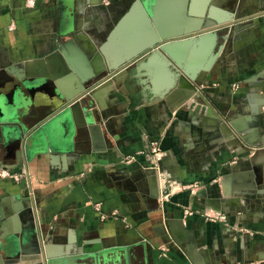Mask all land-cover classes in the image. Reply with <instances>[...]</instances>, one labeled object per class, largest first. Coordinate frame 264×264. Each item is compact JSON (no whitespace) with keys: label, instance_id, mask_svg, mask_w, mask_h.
<instances>
[{"label":"crops","instance_id":"1","mask_svg":"<svg viewBox=\"0 0 264 264\" xmlns=\"http://www.w3.org/2000/svg\"><path fill=\"white\" fill-rule=\"evenodd\" d=\"M177 1H164L169 8L161 7L157 23L170 24ZM213 2L236 20L253 18L194 82L193 94L218 116L183 105L170 68L154 77L126 68L101 89L107 118L97 126L64 108L71 84L55 54L73 40L103 56L99 45L123 14L119 4L0 0V168L23 171L18 181L0 179V219L3 201L13 206L30 196L50 254L65 252L71 237L69 248L84 241L118 250L106 264L264 261V0ZM187 19L184 28L194 27ZM104 52L114 56L106 45ZM20 62L24 76L5 70ZM223 120L236 121L245 142L221 134ZM18 264L43 262L32 255Z\"/></svg>","mask_w":264,"mask_h":264},{"label":"water","instance_id":"2","mask_svg":"<svg viewBox=\"0 0 264 264\" xmlns=\"http://www.w3.org/2000/svg\"><path fill=\"white\" fill-rule=\"evenodd\" d=\"M178 2L175 14L167 18L170 24L176 22L177 31L173 34H162L156 24L152 13L144 0H132L128 8L108 30L101 43L100 50L106 45L116 61L111 65L97 69L92 55L83 50L73 40V44L67 50L59 47L55 57L61 66L60 74L67 75L66 81L71 84L68 97L65 100L66 108L74 119L77 117L87 123L102 125L107 116H102L105 107L100 103L98 96L104 87L110 85L115 76L124 74L126 68L133 70L136 75L142 71L150 76H155L157 69L172 70L171 85L182 84L189 89V96L193 105L209 107L208 100L201 94H193L194 82L202 80L205 74L211 70L215 60L223 50L224 43L251 24L252 21L236 20L232 11L220 8L213 0H181ZM197 19L196 25L185 29L187 18ZM171 19V20H170ZM172 26V25H171ZM209 34V40L205 35ZM191 41L194 47H201L203 43L208 45V57L198 68L193 67L189 72L177 58L171 53L169 45ZM26 63H18L7 66L5 70L22 77L26 72ZM197 69V70H196ZM200 72L197 76L196 71ZM186 78H188L186 80ZM65 81V82H66ZM188 81L190 86H185ZM176 83V84H175ZM185 91V90H183ZM215 116H218L214 112ZM237 129L229 120H223L220 133L233 135L237 138ZM241 138H246L240 134ZM238 140V138H237ZM249 143V141H248ZM2 205L6 207L5 216L0 219V264H18L25 256L40 255L43 264H106V255L118 250L108 248H96L84 241L81 248H72L73 238L69 237L65 252L50 254V241L46 236L42 238L37 231L30 196H24L18 205ZM74 241V240H73ZM115 261H120L123 255H115ZM260 264H264V261Z\"/></svg>","mask_w":264,"mask_h":264},{"label":"bare ground","instance_id":"3","mask_svg":"<svg viewBox=\"0 0 264 264\" xmlns=\"http://www.w3.org/2000/svg\"><path fill=\"white\" fill-rule=\"evenodd\" d=\"M144 1L147 4V6L149 7L155 22H156V20H158L156 18H157V14H159V10L161 9V7L162 8H169L168 5L165 6L166 5V4H164L165 0H144ZM180 1L181 0H178L177 2H180ZM160 12H161V10H160ZM164 13H167V12L165 11ZM167 18H169V17H167ZM196 22H197V19L193 18L192 23L190 25L195 26ZM156 24L161 29L162 34H165V35L173 34L174 32L177 31V26L173 27V25H175L176 22H175V24L174 23L167 24L166 22L159 24L156 22ZM205 38L209 40L210 35L209 34L205 35ZM82 43L86 46V51L92 55L94 65L97 69L103 68V66L111 65L112 63H114L116 61V58L114 56H111L109 54H105V52H104L105 45L102 47V50L104 53V55L102 56L100 53L98 54L94 48L85 44V42L82 41ZM208 45H210V43L207 44L205 42L202 44L201 47H194V45L191 41H188V42L184 41L182 43H175V44L169 45V49H170L171 53L177 58V60L182 65H184L189 72L192 73L193 67L198 68L204 61L207 60V57L209 56L208 55ZM99 46H101V45H99ZM158 70H161V69H158ZM200 72H201V70L199 72L196 71V75L198 76L200 74ZM168 75H169V71H168ZM162 82H163V80H162ZM185 86H187V87L190 86L188 81H185ZM232 124L237 128L236 121L232 120Z\"/></svg>","mask_w":264,"mask_h":264},{"label":"rangeland","instance_id":"4","mask_svg":"<svg viewBox=\"0 0 264 264\" xmlns=\"http://www.w3.org/2000/svg\"><path fill=\"white\" fill-rule=\"evenodd\" d=\"M99 1H101V0H99ZM103 1V3H110L109 5H113L112 3H116V4H119V5H122V8H119V9H117V14L119 15V14H121V13H123L127 8H128V6H129V4H130V2L132 1V0H113L112 2L110 1V0H102ZM246 20H248V21H252L251 22V24L253 23V18L251 17H249V18H247ZM251 24H249V25H247L246 26V28H248V27H250L251 26ZM245 28V29H246ZM221 53H223V50H222V52ZM220 53V54H221ZM122 75L123 74H121V75H118V76H115L114 78H113V81H112V83L114 82V81H118L120 78L122 79ZM188 78H186V80H187ZM238 84V83H237ZM120 87H123V82L121 81V82H119V84H118ZM238 87V86H237ZM183 90H185V91H183ZM176 91H178L180 94H181V98H180V100L182 101V103H183V105H185L186 107H188V109H191V107H192V105H193V103H192V98H191V96H189V89H187V88H183V86L181 85V84H178V87H177V90ZM188 91V92H187ZM189 99H190V103L188 102L189 101ZM197 107H199V105H197ZM196 107V108H197ZM256 126H257V123H256ZM237 134H242V132L241 131H239V132H237ZM233 138V137H232ZM245 140L246 139H243V142H245ZM229 141V144H232V145H234L235 146V144L237 143V142H235V140H233V139H231V140H228ZM252 144H254V143H252ZM256 145H261V143H258V144H256ZM254 146V145H253ZM155 152L156 153H158V152H161V150L160 149H157V150H155ZM154 152V153H155ZM227 221V219H226V217H225V215L223 214V222H226ZM240 230H241V232L242 233H247L248 231H249V229H247V228H245V227H241L240 228ZM248 234V233H247Z\"/></svg>","mask_w":264,"mask_h":264},{"label":"built area","instance_id":"5","mask_svg":"<svg viewBox=\"0 0 264 264\" xmlns=\"http://www.w3.org/2000/svg\"><path fill=\"white\" fill-rule=\"evenodd\" d=\"M23 176V171H15L9 168H0V179L18 181Z\"/></svg>","mask_w":264,"mask_h":264},{"label":"flooded vegetation","instance_id":"6","mask_svg":"<svg viewBox=\"0 0 264 264\" xmlns=\"http://www.w3.org/2000/svg\"><path fill=\"white\" fill-rule=\"evenodd\" d=\"M119 8H122V5H119V6L116 7V9H119Z\"/></svg>","mask_w":264,"mask_h":264}]
</instances>
